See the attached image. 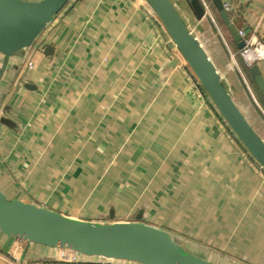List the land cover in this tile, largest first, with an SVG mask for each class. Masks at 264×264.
Instances as JSON below:
<instances>
[{
    "label": "crops",
    "instance_id": "crops-1",
    "mask_svg": "<svg viewBox=\"0 0 264 264\" xmlns=\"http://www.w3.org/2000/svg\"><path fill=\"white\" fill-rule=\"evenodd\" d=\"M230 3L235 26L264 44V0ZM209 8L196 19L186 2L191 29L234 100L257 99ZM191 82L144 0H70L31 46L0 53V191L84 220L149 223L215 264H264V170ZM17 245L66 264L0 233V249Z\"/></svg>",
    "mask_w": 264,
    "mask_h": 264
},
{
    "label": "water",
    "instance_id": "water-1",
    "mask_svg": "<svg viewBox=\"0 0 264 264\" xmlns=\"http://www.w3.org/2000/svg\"><path fill=\"white\" fill-rule=\"evenodd\" d=\"M70 0H0V53L6 58L31 46L47 24ZM177 48L190 73L197 79L233 135L264 170V139L253 127L224 85L221 74L202 42L187 25L172 0H144ZM196 19L205 15L201 0H187ZM237 49L245 41L223 9L211 0ZM43 53L52 52L49 44ZM175 59L173 64H178ZM264 101V77L257 63L248 67ZM0 233L48 248H67L80 255L100 257L111 264H215L190 253L167 230L140 220L98 222L66 215L0 191ZM24 248L20 259H23ZM81 260L78 259L77 262Z\"/></svg>",
    "mask_w": 264,
    "mask_h": 264
},
{
    "label": "built area",
    "instance_id": "built-area-1",
    "mask_svg": "<svg viewBox=\"0 0 264 264\" xmlns=\"http://www.w3.org/2000/svg\"><path fill=\"white\" fill-rule=\"evenodd\" d=\"M222 1V6L223 9L228 13L231 10V3L230 0H221ZM204 9H205V14H209L210 13V6L209 3L207 2V0H201ZM240 34L243 36L245 44L242 48L237 49L233 54H239L245 61V64L247 65V67H249L250 65H252L253 63H258L261 59L264 58V44L256 39V37L254 36V34L249 35L248 37L244 36V33L242 30H239ZM176 48V47H175ZM176 51L180 57V59L183 61V59L180 56L179 51L176 48ZM184 62V61H183ZM185 63V62H184ZM33 65V63L29 60L27 61L26 67L31 68ZM186 65V64H185ZM192 75V74H191ZM193 84V90L194 92L201 97L202 99V103H204L203 101V96L207 95L205 94V92L203 91L201 85L199 84V82L197 81V79L192 75V82ZM50 249H54L55 253L54 256L56 259H59L60 261L66 263V264H77V260L79 259L80 254L67 249V248H50ZM15 262H11V264H28V262L23 258V259H14ZM100 264H111V263H100Z\"/></svg>",
    "mask_w": 264,
    "mask_h": 264
},
{
    "label": "rangeland",
    "instance_id": "rangeland-1",
    "mask_svg": "<svg viewBox=\"0 0 264 264\" xmlns=\"http://www.w3.org/2000/svg\"><path fill=\"white\" fill-rule=\"evenodd\" d=\"M175 3L177 9L183 14L187 25L192 28V22L188 18L189 16L184 13V6L187 0H172ZM188 16V17H187ZM193 32H196L193 27ZM251 89L249 90L248 97H244L245 100L238 102L237 104L242 109L248 120L251 122L253 127L258 131V133L264 139V105L259 100L254 98L253 94L251 93ZM253 92V91H252ZM245 149V148H244ZM22 246L16 247H9L8 249H0V264H11V262H15L14 259L20 260L21 255V248ZM33 253V252H31ZM38 257L34 254H29L28 257L24 256V259L28 262V264H40L37 261ZM21 261V260H20ZM113 261V260H111ZM125 264H135L125 262Z\"/></svg>",
    "mask_w": 264,
    "mask_h": 264
},
{
    "label": "trees",
    "instance_id": "trees-1",
    "mask_svg": "<svg viewBox=\"0 0 264 264\" xmlns=\"http://www.w3.org/2000/svg\"><path fill=\"white\" fill-rule=\"evenodd\" d=\"M207 1L209 2V6H211L213 9H215V7H214L213 4H212V1H211V0H207ZM215 12H216V14H217V17H218V19H219V21H220V23H221L223 29L227 32V30H226L224 24L222 23V21H221V19H220V17H219V15H218V13H217L216 10H215ZM227 33H228V32H227ZM245 70H246L247 75H249V77H250V79H251L252 86L254 87V90L256 91L259 100H260V101L263 103V105H264V101H263V99H262V97H261L259 91L257 90L256 86L254 85V83H253V81H252V78H251V76H250V74H249V72H248V69L246 68Z\"/></svg>",
    "mask_w": 264,
    "mask_h": 264
}]
</instances>
